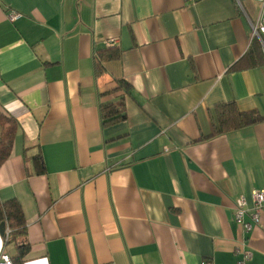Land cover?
<instances>
[{"label": "crops", "instance_id": "obj_1", "mask_svg": "<svg viewBox=\"0 0 264 264\" xmlns=\"http://www.w3.org/2000/svg\"><path fill=\"white\" fill-rule=\"evenodd\" d=\"M245 1L252 16L235 0H0V112L17 122L0 201L21 206L23 264H237L241 249L264 264V207L249 232L233 218L264 187V121L214 134L220 104L264 117V61L232 68L264 24V1ZM121 98L126 118L102 126Z\"/></svg>", "mask_w": 264, "mask_h": 264}, {"label": "trees", "instance_id": "obj_2", "mask_svg": "<svg viewBox=\"0 0 264 264\" xmlns=\"http://www.w3.org/2000/svg\"><path fill=\"white\" fill-rule=\"evenodd\" d=\"M119 51L106 49L95 55V69L99 74L103 71L102 61L118 58ZM264 61L259 43L252 39L249 49L234 65L233 70H240L258 65ZM121 88L128 91L129 85L124 80L116 81L114 92ZM99 113L102 126L114 124L126 118L123 98L116 102L100 104ZM217 125L214 126V134H221L232 130L241 129L264 121L257 110L241 111L233 102L220 104L216 108ZM17 122L14 118L0 112V166L8 158L12 149ZM38 160V173L43 172L41 155ZM6 228L10 229V241L16 245V253L11 256L14 264H23V259L29 248L26 242L25 219L20 204L15 199L0 201V232L5 234Z\"/></svg>", "mask_w": 264, "mask_h": 264}, {"label": "built area", "instance_id": "obj_3", "mask_svg": "<svg viewBox=\"0 0 264 264\" xmlns=\"http://www.w3.org/2000/svg\"><path fill=\"white\" fill-rule=\"evenodd\" d=\"M190 1V0H187ZM238 6H241L242 0H235ZM259 2H263L264 0H257ZM20 16L19 13L11 12L7 15V18L10 21H14L16 18ZM251 32H250V39L258 38L262 44V54L264 56V43L262 42V39L264 37V24L263 20L260 16V13L258 14V17L255 22L249 21ZM113 40L108 43H112ZM251 200H252V206L249 208L247 206V202L243 196H239L236 199L235 204V211H234V221L236 224L242 226L244 231L249 232L253 229L254 226L258 225L260 223L261 218V212L264 207V187L260 189H254L251 192ZM249 218V220H246V218ZM10 234V229L6 228L5 234L3 237V242H8ZM241 251V258L237 261V264H256L251 262L252 253L247 249H241L237 250ZM0 264H14L11 260V256L7 253H1L0 254ZM201 264H210L206 261H202Z\"/></svg>", "mask_w": 264, "mask_h": 264}, {"label": "rangeland", "instance_id": "obj_4", "mask_svg": "<svg viewBox=\"0 0 264 264\" xmlns=\"http://www.w3.org/2000/svg\"><path fill=\"white\" fill-rule=\"evenodd\" d=\"M241 6L248 12V14H250V16H252V8H250L247 4L245 0L241 1ZM239 8L241 9V7L239 6ZM242 10V9H241Z\"/></svg>", "mask_w": 264, "mask_h": 264}]
</instances>
